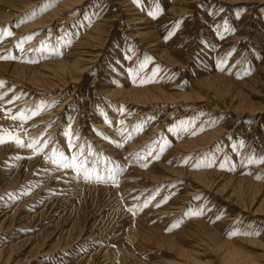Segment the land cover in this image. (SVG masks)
<instances>
[{
    "label": "bare ground",
    "instance_id": "bare-ground-1",
    "mask_svg": "<svg viewBox=\"0 0 264 264\" xmlns=\"http://www.w3.org/2000/svg\"><path fill=\"white\" fill-rule=\"evenodd\" d=\"M38 1L39 0H0V27L8 22L10 23L15 21L17 18H19L18 16H20L21 13L31 8ZM189 1L191 2V4H193V1H198V0H156L155 3L153 2V0H136V2H134L133 0H119L120 7L117 13H119V15L121 13L124 14L125 26H122L121 28L123 34L124 31L126 32V29L130 27L129 25H132L134 27V30H136V32L130 31L131 35L139 38L140 39L139 42L143 41L144 43H142L143 44L142 47L144 46L145 48L147 47L146 48L147 51L143 52L141 54V57L139 56L140 58L137 56L138 55L137 51L134 53V55L130 57L131 60H128V57L127 59L122 58L123 57L122 53L125 52L124 44L126 43L125 42L126 37L122 38L121 39L122 42H120L119 49H122L123 51H118V49L115 48V50L113 51V57L109 59L107 55L105 60H102L103 64L98 65L99 67L97 68V70H95V74L93 78L98 79L99 83H97V86L100 85L99 90L102 92V94L99 101L96 102V104H94L93 106L87 108L86 110L87 113H85L83 116H81V118H79L82 119L81 123H84L83 121L86 122L87 129L83 128V126H80L79 130L73 127V125L77 123L76 122L77 117H76L75 120H73V122L71 121L73 125L70 126L69 125L70 123L68 124V122L65 124L66 128L65 131H63V129L61 130L57 126L58 121L56 120H59L60 116L57 117V119L54 121L57 123H55L54 125L51 124L49 126L50 129H54V131L51 130L52 133L47 134L50 131V129H48L45 132L47 134V135L45 134L46 137L49 138L51 137L50 139L53 143L48 145V147L44 149L43 152L36 154L37 155L36 157H34L33 159L27 162L28 164H30V169H31L33 167L32 164H35V162L37 163L39 156H43L45 158L44 155L45 152L51 155L50 150L53 147L52 145L54 143L56 148L60 149L67 155H71L72 153L69 152L68 144H67L68 137H66L65 135L66 132L71 130L73 132L79 133V139L77 140V144H81L84 141L87 142L85 145H83L82 151L85 153L84 158L87 160L89 164H91L93 160H96L100 167L105 166L104 164L105 161H111L113 162L114 165L121 164L122 166L123 164V171L120 173L119 176L116 177V184H113L112 182H108V183L97 182L95 179H92L91 181H85L83 178L74 179L73 178L74 173H72L71 170L61 169L59 171H55L54 170L55 166L50 161H48V164H51L52 168L51 167L50 168L51 170H53V172H51L49 176L46 177L47 178L46 185L49 182L54 186L57 185L63 188L69 187L75 189L76 193L79 192L78 194H82L80 195L81 200H79L80 201L79 206L75 204L69 205L70 206L69 211L80 212L81 215L79 217V220H82V223L75 225V227H73V230L69 232L68 234L69 238L68 239L66 238L68 241L67 244H69L70 241L73 240L74 232H76V234L78 233L74 237L75 241L79 238L83 239L82 236L84 237L86 236L85 237L86 239H90V238L94 239L95 237V236L93 237V233H84L85 229H87V226H85V222H86L85 220H87V217H89L90 213L92 212V211L91 212L88 211L87 207L86 209H84V207L88 205V202H85L88 199V196L86 198V195H92L94 193L97 196V199L94 200L95 201L94 204H96L98 210L109 207L113 209L114 212L119 213L118 215H121L125 219L126 221L125 227L120 228V226L118 225L115 226L117 227L116 231L119 229L117 232L120 234V235L117 234V236L119 235L118 236L119 240L117 241L118 243L117 248L119 246V252H121L122 256L118 258L119 261L117 260L118 261L117 263L115 261L116 258L115 255L111 253L112 251L108 253L105 252L103 255L104 259L103 261L101 260L102 264H151L150 261L143 259V256L147 251H149V249H151L152 246L156 247V245H163V246L167 245L175 249L177 251V256L179 254L187 263L195 262L194 260L195 256L192 255L191 249H188V247L186 248L184 247L183 245L184 242L186 240H189L188 238L195 237L200 233H206V234L218 233L221 235L222 233L228 232L229 231L228 226L234 223V222L231 223L230 221L233 220L234 217L238 215V214L236 215L235 213L229 214L230 209L227 210L228 205L237 207V211H239V213L243 211L246 212L248 210L247 208L253 206L252 208H250L251 213L253 215H257L258 218L260 217V219L263 221L262 223L264 224V163H260L258 159L257 162L248 163L246 165L248 166L247 169L244 168L245 164L243 163L245 158L255 157L257 151L259 152L258 156H260V158H264V125L261 124V128L260 129L258 128L259 130L258 133L260 134L258 139H260V141L262 142L263 148L257 150L258 145H256V151L254 153V156L246 155L245 149L247 147L246 146L244 147V145H242L240 146L237 154H236L237 151L235 150L236 151L235 153L234 151L233 152L231 151L232 153L230 152V155H228V157H224L223 160L224 162L225 160L229 159L228 165L226 163L227 165L226 167H228V170H225L224 168L222 169L220 165H218L223 154L220 153L218 156L220 158L217 161L218 163L216 162V164L213 165L212 167L201 166L198 168L196 167L197 169L195 171L193 170L188 171L187 169L189 167L188 168L186 167L187 165H189L188 162H186L187 165L185 166L186 168L185 169L184 167L183 168L178 167L181 164L177 166V164H179V161H181L182 157L186 156L185 154L192 153L197 150L200 151L201 149H204V147H209V145H212L214 143L213 139L215 137H218L219 135H223L226 130L223 128L225 126L221 125L222 121L219 123L215 122V124L213 125L208 123L209 120L211 119H208V121L203 122L202 119L208 116L206 115L207 114L206 111L210 112V110H206V111L201 110L202 113L200 114L198 109L196 108L193 109V107H191V109L189 108L191 116L192 117L194 116L193 118L198 117V120L190 125L188 124V122L191 121V118H187L183 121L185 122V125L187 124L189 125L188 132L182 133L181 135L176 134V126L178 125L179 122H181V119L180 121H177L176 119L174 122H170L171 125L167 127L168 134L165 135V138L164 136L158 138L159 140L156 143L152 144L154 146L152 148L151 147L148 148L149 139L151 138V135L156 133L155 129H157L154 128L155 125L153 126V119L151 121V120H147L148 118L147 119L144 118L141 120H136L134 122L135 119H139L140 116H145V114L143 115L142 112L140 114L139 113L137 114L136 112L127 113L126 104L128 103L138 104V105H150L149 106L150 108H155V107L158 108L163 104L164 105L169 104L173 106L172 109L169 108L172 110L170 113L172 114L173 112H176L178 109L184 108V106H186L185 104L188 103L189 100L191 99L193 100L198 99L202 102L205 101L211 102L209 101V98H213V99L220 97L226 98L228 96L231 101L236 102V106H234L233 108L234 109L244 108L242 110L245 113H247L248 116L255 115L257 112L261 113V111L264 110V19L262 20L263 17L260 18L255 17L256 19L248 18L250 16L247 17L246 13L249 10L247 12L245 11L246 13L244 12L241 13L240 18L236 23V26L238 27L237 32H235L236 35L232 37L230 36L232 39H235L237 41L241 40L240 42H238V46L240 47L238 48V50L236 49L237 52L235 51L233 56H231V59H229L228 66L230 67L232 66L231 71L227 69V65L224 71H220L217 69L216 65L218 61H220L222 53H224L222 51H224L225 49L223 48L224 50H222L223 46L221 43L219 44L220 41L217 38L219 37L217 32L220 29L219 21H221L222 19L221 15L223 13L220 14L219 16H216L215 21L216 23H218V25L214 26L215 28L211 29V33H208V35L206 33L204 34L208 38L207 41L205 42L206 44L204 43L200 44L201 50L198 51L197 55H195L194 53L196 47L194 46L196 36L194 33L193 35H191V31L188 30V27L184 22H183L184 27L181 28L180 32L178 33L175 32V34H172L173 32L171 33L173 36L172 38L169 39L168 42H164L159 38L161 35L165 33L164 31H166V29L169 27L168 24L165 25L163 29H161L163 31L161 32L160 30L157 31V26H159V23L161 24L164 22H168L170 19H174L176 21L177 20L176 17L183 14V12L186 9L192 8V6L188 3ZM238 1H251V2L253 1V3H255L254 5L257 4L264 5V0H209L208 3L209 6H214L217 3H226L229 6L225 8L230 9V6L233 3H237ZM83 2H85V0H61L56 4L53 3L54 5L50 8L47 7L48 9L44 10L39 17L25 22H17V24L11 26L9 31L11 30L10 32L12 33V35L10 36L5 35L3 37H0V57H7V56L16 57L15 59H0V80L5 79V81L2 80L5 83L3 87H0V93H4L5 91L4 89L7 88L8 86L10 87L9 84L11 82H15L16 80H20L24 83V85L27 84L28 86H31L33 88H38V89L43 88L44 90L46 89L47 91H51V90L54 91L55 89H57L61 91L59 88L66 87L69 84L77 83V81L81 80V77L85 71H90V68H92L91 64L93 62H90L91 63L90 64L88 63V60L90 58L93 59L92 58L93 55L97 52V51L93 52L92 50L94 48L96 49L97 46L99 45H105L108 40V37L114 34V32L118 35L117 31L119 30L115 29L114 27L115 22H113L117 14L112 13L113 10H110L112 9L113 4L111 5L112 6L111 8L109 7V5L106 6V8L102 6L105 8L103 10L100 8V6L99 8H97L98 10L97 9L94 10L96 6L93 7V5L91 4V6L87 8L88 10L85 11V14L82 15L83 17H81L79 20L76 19L77 21L76 20L73 21L76 15H71V14H74L76 10L78 11L79 10L78 8L83 6ZM185 3L189 4L188 8L185 7L186 5ZM162 4H164V6L165 4H167V6L165 7V10L163 12H160V7L162 6ZM149 12H155L157 14L156 18H152L148 14ZM213 16L211 18H213ZM20 19L21 18H19V20ZM66 19L68 20L72 19V21L68 22L69 24L64 25V26L69 25V28L66 30H68L69 32L73 31L75 32V34L73 33L74 36L71 39L69 46L67 47H64V43L67 42L66 40L61 41V43L58 45L56 44L55 41L57 52L60 53V49L63 48V51L61 50V53L59 55H55V56L53 55L52 57H49L50 55L47 57L42 56V58H39L41 55L40 52L29 51V49L40 47L41 42H39L40 41L39 39L41 37L44 38L45 36L44 34H46L48 29L51 28L52 32H50V34H53V31L56 30L57 31L56 33L60 35L58 26L62 20H66ZM252 20L253 23L255 22V24L253 25V30L251 32H247L248 31L247 29L250 28L249 26ZM230 21L231 20L229 18H226V22L224 26L228 27ZM70 22L72 24H70ZM198 25H199L198 26L199 29L201 28V30H203L202 27L204 26L200 25V23ZM72 27L74 28L73 30ZM36 29L41 32L39 34L40 36L37 39L32 38L33 40L32 39L24 40V37L31 34L29 33V31L31 30L34 31ZM5 32L8 31L6 30ZM130 32L128 31V33ZM166 34H168V32ZM60 37H65V35L58 36V38ZM223 38H225V36L222 37V39ZM244 39L245 41L243 42L242 40ZM21 41H23L22 46L24 51L19 50V44ZM214 41H218V43L213 48ZM247 44L251 45V51L252 50L255 51V52L252 51L253 53L250 52L252 54L249 53L250 54L249 63L247 61L245 62V60L248 59V58L246 59V57L248 56L247 55L244 56L243 54H241L242 53L241 50L243 51L242 48L245 47ZM111 45L112 44H110L109 49ZM12 50L15 51L19 50V52H17L18 54H12V52H14ZM108 53H110V51ZM149 54L151 56H149ZM182 55L186 56L183 57V60L185 58L184 61L181 59ZM37 56L39 57L37 58ZM96 56L98 55L96 54ZM186 58H188L189 61L186 60ZM27 60H33L36 62H26ZM200 60L201 61L204 60L203 62L207 64L206 67L208 68L204 67V65H199L198 61ZM190 61L194 62L193 70L195 71V74L193 78L194 81L192 80L194 82V86L193 87L191 86L192 88L188 86L190 90L185 89L186 87H184V91L182 90L183 92L181 93H173V91L171 92L170 89L172 88V86H170V81L169 82L167 81L169 79V77L167 79V76L170 73L169 72L171 69L170 67L172 65H181V66L184 64L188 65ZM132 62L134 65L131 67V69H135L136 71L130 73L129 71L130 67L128 63L131 64ZM141 64L143 65L142 68L139 67V65ZM210 65L211 67H209ZM243 65H244L243 69H239ZM154 71H155V75L153 76ZM141 76L144 77L140 78ZM149 77H152L154 82H148ZM141 79H143L145 82L141 83ZM91 82L93 83V81ZM84 85L85 84H83V87ZM16 88L12 87L10 93L6 92V95L3 97V101H0V107L3 109L10 107L8 112L11 114L14 113L17 114L20 113L21 111H24V114L26 116L27 113H30L28 112V110L33 109L38 103L32 101V99L28 101L31 97H28L27 95H25L24 99H22L23 101H26L25 104L23 105H20L21 103H18V99H15L14 102L12 103H8L7 99H10L11 96L14 95L13 91ZM74 89L72 92L75 91ZM7 91H9V89ZM51 93L53 94L52 95L53 99L58 94L56 90L55 92H51ZM84 96L81 98V100L84 98ZM47 98L48 97H46V99ZM255 99H258V101H255ZM10 101H13V99H11ZM75 101H76L75 107H77L78 105H80V107L82 106L81 105L82 103L79 102V100H75ZM33 102L37 104L34 105L35 103ZM8 104H10L11 106H8ZM61 105L58 108H61L62 107ZM70 106L72 107V105ZM212 106L216 107L217 105L213 104ZM121 108H123V112H121ZM76 109L77 108H75L74 111ZM46 110L40 112V114L38 115L26 119V121H22L21 119H18L21 122L24 129H26L25 135L29 138L28 139L29 141L38 139L42 142L40 136H37V133H39L38 131H41V129L44 130V128L49 125V123L47 124L46 121L52 117L51 113H53ZM159 110L160 109H158V111ZM53 114H55V112ZM167 114H169V111L167 112ZM203 114L204 116H200ZM166 116L164 118H167ZM69 120L70 119H68L67 121ZM156 121L158 120L156 119ZM201 123L203 124L202 125L203 127H199V128L197 127L194 130L195 134L193 135L192 134L193 132L191 133V131L193 130L190 129L193 127L195 128L197 125ZM164 124L167 123L165 122ZM57 128L58 130L60 129V132L58 131L59 133L58 132L54 133ZM169 128H172L173 130L169 132ZM227 134H228V130H227ZM130 135L132 138L130 140H127L126 137ZM252 139H254V137ZM162 144H167V147H165V150L160 155L159 159H153V157L159 151V148ZM89 146H91V152H92L91 156L87 155ZM27 149L29 150V148H26V150ZM149 149H151L152 151L151 156H145L144 159L136 160L135 157L137 153H146ZM3 152H8V149L0 150V157H1V153ZM13 153H15V151ZM96 153H99L100 155H96ZM118 160H121V163L118 162ZM208 162L209 161L202 159L201 163L199 162L200 163L199 165H203ZM41 163L43 164V162ZM144 165L147 166L145 167ZM190 165H193V163ZM194 166L195 165H193V167ZM39 167H41V165H39ZM93 167H95V165H93ZM224 170L227 172H225ZM48 172L49 171H47V173ZM18 174H19V170H17L14 174L8 176L9 179L5 182L6 185L3 191L14 189L17 186L21 185L19 184L21 183L20 182L21 179H19ZM93 176H95V172H93ZM257 177L260 178L258 179ZM180 179L181 180L183 179L184 181L187 180L185 181L187 182V187L183 192L184 194L183 195L181 194V196L173 195L176 193V192L173 193L174 190L173 192L171 190L174 189L173 186H175V184L177 183L179 184L180 182L184 184L183 181H180ZM160 186H163L160 195H163V191L165 192L164 190L165 188H167V190L169 187L171 188L170 192L172 193L170 194L168 193L169 194L168 198L166 197L167 195L164 196L165 198H167L166 202H164L165 200L161 201L160 199L161 196L158 195V197L155 196V199H153L152 202L147 207H143L142 209H140L138 205L142 204L144 200H147L146 198L152 196V194H154L153 192L159 189ZM196 193H200L199 196H201L200 197L201 201L196 202L195 206L197 205V203H201L200 207L198 206V209L199 211L200 210L203 211V214L196 215L198 210H195L196 209L195 208L194 210H192L193 213H190L182 223L180 224L178 223V226L173 227L171 230H168L171 225V223L168 224V222L174 220L177 217L176 213H180L181 211H183L186 204L185 201H187V199L191 195ZM213 196H218V198H216L215 200ZM136 197H138V199ZM103 198L106 200L102 201ZM129 208H134L135 210L133 212H130L128 210ZM213 217H215V219H213ZM243 217L244 215L242 216L241 219L242 222L244 219ZM228 233L231 232L229 231ZM257 236L259 237L258 238L256 237L257 239H254L251 237L245 238V236L243 237L239 234L238 236L230 240H227V242L229 243L227 244L229 246L226 247L228 248L227 249L228 252H226V254L222 258H220V262L218 264H246L247 261L245 260V258H243L240 255V251H238V249L235 248L234 244L237 241L240 240L243 241L247 239L254 243L257 242L256 246L258 242H260L259 243L260 246L258 247L264 248L263 246H261V243H264V236L262 237L261 234ZM171 248H169V250H171ZM101 253L99 254L100 256H102ZM1 257L2 256L0 253V259H2ZM88 259L84 260L83 263L84 264L95 263V259H93L92 256L89 260ZM196 259H198V257ZM248 262H251L250 264L256 263V261L253 262L251 260Z\"/></svg>",
    "mask_w": 264,
    "mask_h": 264
},
{
    "label": "rangeland",
    "instance_id": "rangeland-1",
    "mask_svg": "<svg viewBox=\"0 0 264 264\" xmlns=\"http://www.w3.org/2000/svg\"><path fill=\"white\" fill-rule=\"evenodd\" d=\"M59 1H61V0H39L31 8L24 11L23 12L24 14L21 13L20 16H18L19 18H21L20 20H19V18H17L15 21L10 22V23L8 22V23L4 24L3 26H1L0 28L5 29V31L7 30L8 32H10L11 31V30L9 31L10 27L17 24V22L29 21V20L34 19V18L29 19L27 17L28 13L32 12L33 10H36V12H38V13L36 14L35 18H37L41 15V13L44 10H47L48 8L52 7L54 4H56ZM114 1H112V0H104V1L103 0H101V1L100 0H85V2H83V6L79 7L78 8L79 10L78 11L76 10L74 12V14H71V15H76V17H75V19H73V21H75L76 19L79 20L81 17H83L82 15L85 14V11L88 10L87 8L90 7L92 4L93 7L96 6L94 8V10L99 8V6L102 10L105 9L106 6H108V5L110 8L113 6L112 9H110V10H113L112 13H116L118 15V16L117 15L115 16L116 18H114L115 20L113 21V22H115L114 23L115 29L119 30V31H117L118 35L114 32V34H112L108 37V40H107L105 45H99V46H97L96 49L94 48L95 50L94 49L92 50L93 52L97 51L95 54L93 53L95 56L93 55V57H92V54H91V57L96 61H94L91 58H90L91 60L89 59L90 61L88 60V63L93 62L94 64L90 63L92 68H90V71L84 72V74L81 77L82 81L79 80L75 84H69L66 87L59 88L61 91L55 89L57 91V93L59 94V96L56 93L57 95H56V97H54V99L52 97L53 94L51 92H55V90L54 91H52V90L47 91L46 89L44 90L43 88L42 89L33 88L31 86H28L27 84L24 85V83L20 80H16L18 83L16 81L11 82L9 84L11 88L8 86L7 88L4 89L5 90L4 93H6V92L10 93V90H12V87L13 88L17 87L13 91L14 95H12L10 99H7V101H10L14 97H18V103H21L20 105L25 104L26 101L22 100V99H24L25 95H27L28 97H31L28 101H30L32 99V101H35L38 104L41 101L46 102L48 100L47 104L49 105V107L47 108L46 111L53 112V113L55 112V114L51 113L52 117L46 121V123L47 124L49 123V125L47 127H45L44 130L41 129V131H38L40 134L37 133V136H40V139L42 140V142H43V140L51 138V137L50 138L46 137L47 134L52 133L51 130L54 131V129H50L49 126L51 124L54 125L55 123H57L54 121L59 116H60V119L56 120V121H58L57 126L61 130L63 129V131H65V128H66L65 124L68 122V124L70 123L69 124L70 126L73 125L72 122H73V120H75L76 117L78 118V119L76 118L77 123L75 124L76 126L73 125V127L77 128V130L80 129V126H83V128L87 129L86 122L83 121L84 123H81L82 119H79V118H81V116H83L85 113H87L86 112L87 108H89L90 106H93L94 104H96V102L99 101L101 94H102V92L99 90L100 85L97 86V83H99L98 79L93 78V76L95 74V70H97V68L99 67L98 65L103 64L102 60H105L107 55H108L109 59H111L113 57V51L115 50V48L118 49V51H123L122 49H119V45H120V42H122V40H121L122 38L126 37V41H125L126 43L124 44L125 52L122 53V55H123L122 58L127 59V57H128V60H131L130 57L132 55H134V53L136 51L138 52V55H137L138 57L139 56L141 57V54L143 52L147 51V49H146L147 47L146 48H145V46L142 47V45H143L142 43H144V42L143 41L139 42V40H140L139 38L131 35L132 31L136 32V30H134V27L132 25H129L130 26V27H128L129 29L127 28L126 32L124 31V34H123L121 28H122V26H125L124 14L121 13L120 14L121 16H120L119 13H117L119 10V7H120L119 6V0H118V2H117V0H114ZM155 1L156 0H153L154 3H155ZM208 1L209 0H198V1H193V4H191V2L189 1L188 3L192 6V8L186 9L183 12V14L179 15L180 17L179 16L176 17L178 20V21L176 20L177 23L174 19H170L168 22H164L161 24L159 23V26H157V31L160 30V32L163 31L161 29H163V27L165 25L169 24V27L166 29V31H164L165 35L162 33L163 35H161L159 38L161 40H163L164 42H168L169 39L172 38V36H173L172 34H175V32L176 33L180 32L181 28L184 27V23H185L186 26L188 27V30L191 31V35H193V33H194L196 36L195 43H194V46H196V47H195L194 53H195V55H197L198 51L201 50L200 44H203V43L206 44L205 42L207 41L208 37L204 34L206 33L208 35V33H211V29L215 28L214 26L218 25V23H216V21H215L216 16H219L220 14L223 13L221 15L222 19H221V21H219V28L220 29L217 32L218 36H219L217 38L220 41L219 44L221 43L223 46L222 50L225 49L224 51H222L224 53H222L221 59L226 58V57H227V59H226L225 64L220 65L219 64L220 61H218L216 66H217V69L219 70V67L225 68L227 65V69L231 71L232 66L231 67L228 66V62H229V59H231V56H233L234 52L235 51L237 52L238 48L240 47V46H238V42L241 41V40L237 41V40L231 38L232 36L236 35L235 32H237V29H238V27L236 26V23L239 20L241 13H243V12L246 13L248 10L249 11L246 13L247 17L250 16L248 18L256 19V18L263 17L262 18V20H263L264 19V9H263L264 5H262V4L254 5L255 3H253V1L252 2L251 1H238L237 3H233L230 6V9H228V8L226 9L225 7L229 6L226 3H217L214 6H209ZM98 2H100V3H98ZM188 3H185L186 5L184 4L185 7H187V8L189 7ZM116 4H118V5H116ZM102 6H104L105 8ZM166 6H167V4H165V6H164V4H162V6L160 7V12H163L165 10ZM41 7H43L42 11H41ZM250 8H252V9H250ZM212 16H213V18H211ZM226 18H229L231 20L229 22L228 27L224 26L225 22H226ZM69 21H72V19L62 20L58 26L59 27L58 29L60 31L61 36L66 35V33L72 34V36H71V39H72L75 32H73V31L69 32L68 30H66L69 28V25L64 26L65 24H69L68 23ZM174 22H175V25H174ZM178 23H180L179 24L180 26L177 27ZM199 23H200V25L204 26V27H202L203 30H201V28L199 29V27H198ZM70 24H72V23L70 22ZM254 24H255V22L253 23V20H252L250 22V26H249L250 28L247 29L248 30L247 32H251L253 30ZM60 25H61V27H60ZM116 26H117V28H116ZM159 27H161V28H159ZM171 28H173V29H171ZM73 29L74 28L72 27V30ZM130 29H133V30H130ZM207 29H209V30H207ZM231 29H233V30H231ZM36 30L29 31V33H31L29 35H32V37L34 39H37L40 36L39 34L41 33L40 31H38V30L36 31ZM128 31L129 32L131 31V32L128 33ZM50 32H52L51 28L47 30L46 34H44L45 35L44 38L41 37L39 39L40 40L39 42L45 41V42H48L47 43L48 45H55V41L58 38V36H60V35H58L56 33L57 32L56 30L53 31V34H50ZM167 32H168V34H166ZM170 33H172V34L169 35ZM224 36H225V38L222 39V37H224ZM166 37H168V38L165 39ZM231 40H232V42H231ZM242 41L244 42L245 39ZM130 42L132 45L130 44ZM217 43H218V41L213 42V48L215 47V45H217ZM230 43H231V45H230ZM110 44H112V45L109 49ZM224 44H226V45H224ZM142 48H143V50H142ZM99 49H101L102 52ZM242 49H243V51L241 50V52H242L241 54H243L244 56L245 55L248 56V57H246V59L247 58L248 59L245 60V62L247 61L249 63L250 62L249 55L255 51L252 50L253 51L252 52L251 51V45H248V44L245 47H243ZM61 50L63 51V48L60 49V53H61ZM12 51H14V52H12V54H18L17 52H19V50H16V51L12 50ZM109 51H110V53H108ZM130 52H131V55H130ZM250 52H252V53H250ZM96 54L98 56H96ZM128 55H130V56H128ZM47 56H49V55L45 54L43 57H47ZM52 56L53 55H50L49 57H52ZM149 56H151V55L149 54ZM38 57L39 56H37V58ZM96 57H97V59H96ZM183 57H186V56L182 55L181 56L182 60H183ZM193 57H194V55H193ZM39 58H42V55H40ZM38 60H40V59H38ZM184 60H185V58H184ZM186 60L189 61L188 58H186ZM203 61H201V60L198 61V64L204 65V67H206L207 64H205ZM128 64L130 67L129 69H131V67L134 65L133 62L131 64L130 63H128ZM193 65H194V62L190 61V63L188 65L187 64H184L182 66L181 65H172L170 67L171 69L169 68L170 73L168 74L167 79L169 77L170 80L168 79L167 81L168 82L170 81V86H172V88L170 89L171 92L173 91V93H181L184 91V87H186L185 89L190 90V88H192L194 86L193 78H194L195 71L193 70V67H194ZM209 67H211V65ZM243 67H244V65L242 67H240L239 69H243ZM206 68H208V67H206ZM172 69H173V71H172ZM85 73H87V74H85ZM171 76H173V77H171ZM143 77L144 76H141L140 78H143ZM2 80L5 81V79H2ZM2 80H0V81H2ZM91 81H93V83ZM173 83H174V86H173ZM83 84H85L84 87H83ZM91 85H93V86H91ZM188 86H190V88ZM74 87H75V89H74ZM8 89H9V91H7ZM73 89L75 90L74 92H72ZM81 94H83V95H81ZM68 95L71 97H69ZM84 95H86V96H84ZM83 96H84V98L81 100V98ZM46 97H48L49 99L48 98L46 99ZM51 97H52V100H51ZM216 99L215 98L214 99L209 98V101H211V102H206V101L202 102L198 99L197 100L191 99V100H189L188 103L185 104L186 106H184V108L178 109L177 111L175 110L176 112H173L172 114H170V113L172 111L171 109L173 108V106L169 105V104H165V105L163 104L158 108H156L155 106H153L155 108H150L149 107L150 105H138V104L128 103V104H126V109H127V113L136 112L137 114L138 113L140 114L142 112L143 115L145 114V116H140L139 119H135L134 122L136 120H141L144 118L147 119V118H151V117H154L159 121L158 122V121H156V119H153V126L155 125L154 128H157V129L159 128L160 130L159 129L158 130L160 132L157 129H155L156 133L151 135V138L149 139V142H148V148L149 147L152 148L154 146L152 144L156 143L159 140L158 138H160L162 136H164V138H165V135L168 134L167 127L169 125H171L170 122H174L176 119H177V121H180V119H181V121H184L187 118H191V121H193L195 119L194 122L197 121L198 117L193 118L194 116L192 117L190 114L189 110L191 109V107H193V109H195V108L198 109L200 114L202 113L201 110L202 111L210 110V112L206 111V113H207L206 115H208V116L206 118L202 119L203 122H206V121H208V119H211V120H209L208 123L213 125V124H215V122L219 123L222 121L221 125L225 126L223 128L226 130L225 131L226 134L224 133L223 135H219L218 137H215L213 139L214 143L212 145H209V147H204V149H201L200 151L197 150V151H194L192 153L185 154L186 156L182 157L181 161H179V164H177V166L181 164L178 167H182V168L184 167L185 168V166L187 164L184 162L186 160V162H188V164H189L186 166L187 168L189 167L187 170L188 171H192V170L195 171L197 169L196 165L200 164L202 159H205L207 161H211L212 164L215 165L216 162L218 161V159H220L218 157L219 154L223 153L219 163L218 162L217 163H218V165L223 163L224 169L228 170V167H226V166L228 165L229 159L225 160V162L223 160H224V157H228V155H230L231 151L232 152L234 151V153L237 151L236 152V154H237L240 146L244 145V147L245 146L247 147L245 149L246 155H251V156L253 155L254 156V153L256 151V145H258L257 150H260L263 148L262 142L260 141V139H258V137L260 135L258 133L259 132L258 128L259 129L261 128V124L264 125V123H263L264 122V112H263L264 110L261 111V113L257 112L258 114L256 113L255 115L248 116V114L242 110L244 108H240V109L236 108L237 110L233 108L234 106H236V102L231 101L229 96L226 98L220 97V98H216ZM53 100L55 103L53 102ZM75 100H79V102L82 103L81 104L82 106L80 107V105H78L77 107H75V102H76ZM194 101H196V102H194ZM255 101H258V99H255ZM35 102H33V103H35ZM51 102H53V103H51ZM37 103H35L34 105H36ZM196 103H198V104H196ZM207 103H209L211 105H209ZM213 104L217 105V106L214 107V106H212ZM52 105L54 108L52 107ZM60 105L62 107L58 108V107H60ZM70 105H72V107ZM193 105H196V106H193ZM208 105L211 107H209ZM230 105H231V107H230ZM8 106H11V105L8 104ZM212 107H214L215 109ZM75 108H77L75 110L76 112L74 111ZM169 108H171V109H169ZM6 109H7V111H6ZM6 109H3L0 107V111H2V112H0V130H2V131H0V135H2L4 137V140H5L4 143L0 144V150L8 149V152L1 153V157H2V155H3V157L2 158L0 157V198H2V199H0V253L2 256L1 257L2 259H0V264H84L83 261L88 259V258L90 259L91 256L93 257V259H95L94 264H97V263L102 264V261L104 259V256H103L104 253L105 252L108 253L111 251H112L111 253H113L116 257L115 261L118 263V261H119L118 258L120 256H122V254H121V252H119V246L117 248V245H118L117 241L119 240L118 236L120 234L117 233L119 229L116 231L117 227H115V226L118 225V226H120V228L125 227V224H126L125 219L121 215H118L119 213L114 212V210L109 208V207H106L105 209H99L98 210V207H96V204H94L95 203L94 200L97 199V196L94 193L92 195H86V198L88 196V199L85 202H88V205L85 206L84 209H86V207H87L88 208L87 210L90 212L92 211V212L90 213L89 217H87V220H85L86 221L85 226H87V229H85L84 233H93V237L94 236L95 237H94V239L93 238L86 239L85 238L86 236L85 237L82 236L83 239L79 238L75 241L74 237L78 233L76 234V232H74L73 240L70 241L69 244H67V242H68L67 239L69 238V236H68L69 232L73 230V227H75V225L82 223V220H79V217L81 215L80 212L79 211H76V212L73 211L74 212L73 213L72 211H69L70 210L69 205L75 204V205L79 206L80 205L79 200H81L80 195H82V194H78L79 192L76 193L75 189H72L69 187L63 188V187H60L57 185L54 186L53 184H51L49 182L46 185V183H47L46 177L49 176V174L51 172H53V170H51V168H52L51 164H48V161H46V159L43 156H39L37 163L35 162V164H32L33 167L30 169V164H28L27 162L29 160L33 159L34 157H36L37 155L33 154L32 149L26 150L27 147H20L16 143L13 142L14 138H18L25 145H27V143L29 142V140H28L29 138L25 135L26 129H24L21 122L18 119L13 120V118L10 117V116L14 117L18 113L17 114L16 113L11 114L8 112L10 107H8ZM48 109H50V110H48ZM158 109H160V110L158 111ZM217 109L220 111H218ZM245 109H248V108H245ZM68 110H70V111H68ZM186 110H188V111H186ZM168 111H169V114H167ZM179 112H180V114H179ZM67 113L69 114V117H68ZM151 113H152V115H151ZM28 114L30 115V113H27L26 116H29ZM166 114H167V116H166ZM195 114H197V113H195ZM149 115H151V116H149ZM165 116L167 118H164ZM200 116H204V114L200 115ZM231 117H234V118H231ZM9 118L13 121H11ZM68 119H70V120L67 121ZM226 120H228V121H226ZM151 121H152V119H151ZM164 121L167 124H164L165 123ZM202 125L203 124L201 123V124L197 125L195 128L194 127L191 128L190 130H193V131H191V133L194 132V130L197 127L198 128L203 127ZM146 126H148V125H146ZM187 126H189V125L187 124ZM48 129H50V131L46 134L45 132ZM60 129L58 130V128H57L54 133H57L58 131L60 132ZM227 130H228L229 135L227 134ZM229 130H231L233 132H231ZM248 132H251V133H248ZM253 132H255V133H253ZM132 136H133V134H132ZM253 137H254V139H252ZM255 138H256V140H255ZM258 141H260V142H258ZM14 151H15V153H13ZM258 153L259 152L257 151V153L255 155V158H256L255 162H257V160L260 159V156H258ZM17 156L21 157V159H19V160L14 159ZM41 162H43V164ZM118 162L121 163V160H118ZM192 163H193V165H195L194 167H193V165H190ZM226 163H227V165H226ZM39 165H41V167H39ZM249 165H252V164H249ZM122 167H123V164H122ZM247 167L248 166H246V165L244 166L245 169H247ZM47 168H48V170H47ZM17 170H19L18 177H19V179H21V181H20L21 183H19L21 185L17 186L14 189L3 191L5 188V185H6L5 182L9 179L8 176H10L11 174H14ZM47 171H49V172L47 173ZM234 171H235V169H234ZM225 172H227V171H225ZM244 172H246V171H244ZM5 173H7V174H5ZM230 173H231V171H230ZM27 175H29V176H27ZM25 177H26V179H25ZM1 179H2V181H1ZM180 181H183L184 184H182L181 182H180L181 184L177 183V184H175V186H173L174 189H171L169 187L167 190V188H165L164 190H165V192L166 191L167 192L165 193L163 191V195H160V192L162 191L161 189L163 188V186H160L159 189H157L153 193L158 192V195L161 196V198H160L161 201L165 200L164 196H166V195H167L166 197L168 198L169 194L172 193L173 190H174L173 193L176 192L173 195L181 196V194L182 195L184 194L183 192L187 187V182H185L187 180L184 181L183 179L182 180L180 179ZM170 189L172 190V192H170ZM25 192H28L30 194H27V195L21 194V193H25ZM6 194H16V195L9 197ZM158 195H156V196L158 197ZM199 195H200V193H196V194L191 195L187 199V201H185L186 204H185L183 211H181L180 213H176L177 217L174 220L168 222V224L171 223L170 226H173L176 223L180 224L184 221V219L187 218V216L190 213H193L192 210H194L196 208L195 210L199 211L198 206L200 207L201 203H197V205L195 206L196 202L201 201V199H200L201 196H199ZM213 198H215V200H216V198H218V196H213ZM146 199H148V198H146ZM105 200L106 199H104V198L102 199V201H105ZM140 205H138V206H140ZM255 206H257V205H255ZM227 207H228L227 210L230 209L229 214H234V213L236 215L238 214L237 215L238 217L235 216L234 219L230 221L231 223H233V222L234 223L228 226V229L231 233H228L229 231L226 233H222L221 235L218 233H208V234L200 233L199 235H196L195 237L188 238L189 240H186L184 242V244H183L184 247L185 248L188 247V249H191L192 255L195 256V258H194L195 262H191V263L188 262L187 263L179 254L177 256V251L175 249H173L167 245H164V246L163 245H156V247L152 246L153 248L151 247V249H149V251H147L145 253V255L143 256V259L150 261L151 264H189V263L190 264H192V263L193 264H213V263L218 264L220 262V258H222L226 254V252H228V250H227L228 248H226V247L229 246V245H227L229 243L227 242V240H230V239L239 235V234H234V233H237V232L243 233V232H250V231L252 232L253 231L254 233H259V235L261 234L262 237L264 236V224L262 223L263 221L260 219V217L258 218L257 215H253L250 211L251 210L250 208H252L253 206L247 208L248 210L247 211L245 210L246 212L243 211L240 213H239V211H237V207H235V206L228 205ZM186 213H187V215H185ZM243 215H244V217H243L244 219L242 222L241 219H242ZM215 217H216V215H215ZM215 217H213V219H215ZM238 228H241V229H238ZM117 234H119V235L117 236ZM96 236H98V237H96ZM241 236H243V237L245 236V238L251 237L254 239H257L259 237L257 235L256 236L241 235ZM78 241H80V242H78ZM222 241H225V242H222ZM71 243H73V244H71ZM256 243L257 242L254 243V242L246 239L243 241H241V240L237 241L234 244L235 248H237L238 251H240V255L243 258H245V260L247 261L246 264L247 263L250 264L251 262H248L250 260L253 262L256 261L255 264H264V248L258 247V246H260V244H259L260 242H258L259 245L257 244V246H256ZM194 244H195V246H194ZM261 246L264 247V243H261ZM165 248H166V250H165ZM169 248H171V250H169ZM244 249H245V251H244ZM220 250H221V252H220ZM214 251H216V252H214ZM194 252H197V253H194ZM100 253L102 256L99 255ZM9 254H11V255H9ZM197 257H198V259H196ZM246 257H247V259H246ZM4 260H5V262H4ZM196 261H197V263H196Z\"/></svg>",
    "mask_w": 264,
    "mask_h": 264
},
{
    "label": "snow or ice",
    "instance_id": "snow-or-ice-1",
    "mask_svg": "<svg viewBox=\"0 0 264 264\" xmlns=\"http://www.w3.org/2000/svg\"><path fill=\"white\" fill-rule=\"evenodd\" d=\"M134 2H136V0H134ZM43 10V7H41V11ZM37 12L36 10H33L32 12L27 14L28 18H35ZM152 18H156V13L155 12H149L148 13ZM21 22H25V21H21ZM177 26H179V23L177 24ZM5 35H12L11 32H5V29H0V37H3ZM71 35L72 34H67L65 35V37H60L56 39V44H60L61 41H67L64 43V47L69 46L70 41H71ZM171 35V33L169 34ZM33 37L32 35H28L26 37H24V40H31ZM168 37H166L165 39H167ZM23 41L20 42L19 44V50L20 51H24L23 49ZM29 51H33V52H40L42 56H44L45 54L47 55H59L60 53L56 51V46L55 45H48L45 41H41V45L38 48H34V49H29ZM16 57L13 56H7V57H0V59H15ZM226 58H222L219 62L220 65H223L226 63ZM26 62H36L33 60H27ZM140 68L143 67V65H139ZM220 71H224L225 68L224 67H219ZM130 73L136 71L135 69H130L129 70ZM138 74V73H137ZM155 75V71L153 72V76ZM135 82V80H134ZM145 82L143 79H141V83ZM148 82H154V80L152 79V77L148 78ZM5 82L0 81V87H3ZM6 95V93H0V101H3V97ZM15 99H18V97H14L13 101H8V103H12L14 102ZM49 107V105L47 104V102L41 101L39 104H37L33 109H29L28 112H30L29 116H25L24 111H21L20 113H18L16 116L12 117L13 119H21L22 121H26V119L31 118L32 116L38 115L40 114V112L46 110ZM121 112H123V108H121ZM154 119V117L148 118V120ZM146 122V121H145ZM143 123V122H142ZM194 121H189L188 124H193ZM135 130V129H134ZM173 129L169 128V132H171ZM2 131V130H0ZM189 131V127L187 125H185V122L181 121L178 123V125L176 126V134L177 135H181L182 133H186ZM193 135L195 134L194 132L192 133ZM66 137H68L67 140V144H68V149L69 152L72 153L71 155H67L65 154L63 151H61L60 149L56 148L55 145H53V147L51 148V155H49L47 152L44 153L45 155V159L46 161H50L54 166H55V171H59L61 169H68L71 170L72 173H74L73 178L74 179H80L83 178L85 181H91L92 179H95L97 182H103V183H108V182H112L113 184H116V177L120 175V173L123 171V167L121 165H114L113 162L111 161H105L104 167H100L98 162L96 160H93L91 162V164H89L87 162V160L84 158L85 157V153L82 151V147L83 145H85L87 142L84 141L81 144H77V140L79 139V133L78 132H73L71 130H69L68 132L65 133ZM132 137L128 136L126 137L127 140H130ZM4 137L2 135H0V144L4 143ZM14 143H16L18 146L20 147H27L29 149H32L33 154H39L40 152H43L44 149H46L48 147V145L52 144L53 142L51 141V139H46L43 140V142L41 143L40 140L38 139H34L31 140L27 143V145H25L20 139L18 138H14L13 140ZM165 147H167V144H162L159 148V151L156 153V155L153 157V159H159L160 155L163 153V151L165 150ZM88 156L92 155L91 152V146H89L88 148V152H87ZM96 155H100L99 153H96ZM152 155V151L151 149H149L146 153H137L136 154V160H141L144 159L145 156H151ZM14 159H21V157L17 156ZM255 157H247L245 158V160L243 161V163L245 165H247L248 163H252L255 162ZM260 163H264V158H260L259 159ZM186 163V160H185ZM93 165H95V167H93ZM145 167L147 165H144ZM212 167L213 164L211 161H209L208 163H205L203 165H196V167ZM220 167L223 169L224 168V164L221 163ZM93 172H95V176H93ZM250 174V173H249ZM258 179L260 177H257ZM22 195H27L30 194L28 192L25 193H21ZM9 197H12L16 194H6ZM158 195L157 193L152 194V196H150L147 200H144L143 203L139 206L140 209H142L143 207H147L153 199H155V196ZM138 199V197H136ZM2 199V198H0ZM167 198H165L166 202ZM158 206V205H157ZM130 212H133L135 209L134 208H129L128 209ZM203 211H198L196 213V215H202ZM187 215V213L185 214ZM178 226V223L176 225L170 226V228L168 230H171L172 227H176ZM234 234H240V235H259V233H254V232H243V233H234ZM231 235V234H230Z\"/></svg>",
    "mask_w": 264,
    "mask_h": 264
}]
</instances>
